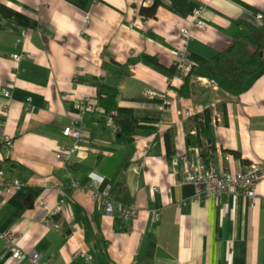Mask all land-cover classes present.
<instances>
[{
    "label": "crops",
    "instance_id": "obj_1",
    "mask_svg": "<svg viewBox=\"0 0 264 264\" xmlns=\"http://www.w3.org/2000/svg\"><path fill=\"white\" fill-rule=\"evenodd\" d=\"M156 1L146 15L143 0H0V132L11 138L0 147V170L21 183L0 195V232L36 249L44 264H264V179L254 203L233 193L195 199L171 161L181 164L186 150L204 162L201 148L186 142L188 131L196 135L187 118L214 105L221 120L210 122L211 150L202 138L209 162L219 170L264 164V47L261 68L239 95L189 74L183 96L190 70L174 67L178 46L200 69L244 37L263 46L264 0ZM195 9L205 26L185 40L180 29ZM101 86L143 123L133 140L120 141L104 116ZM149 89L166 92L169 103L161 109V100L145 97ZM85 100L95 108L81 110ZM73 123L83 125L84 141L59 159V147L73 144L62 128ZM104 192L137 217L107 215ZM0 264L30 262L12 259L0 238Z\"/></svg>",
    "mask_w": 264,
    "mask_h": 264
},
{
    "label": "built area",
    "instance_id": "obj_2",
    "mask_svg": "<svg viewBox=\"0 0 264 264\" xmlns=\"http://www.w3.org/2000/svg\"><path fill=\"white\" fill-rule=\"evenodd\" d=\"M155 0H143L144 4L151 5ZM258 18H262V14L257 15ZM86 21L88 18L85 19ZM205 22L200 14V9H195L192 14V19L188 27H183L180 29L181 35L186 40L190 37L191 29L193 28H203ZM187 51L184 46L176 47V56L177 59L174 62V67L177 69H186L188 72L191 69V66L187 62ZM13 57L17 59L19 56L14 54ZM212 84H214L212 82ZM7 93L6 90H4ZM145 97L148 99L161 100L160 108L165 107L169 101L166 99V92L158 89H149L145 91ZM79 108L83 111L94 109V104L90 100H85L81 102ZM196 110L202 112L204 108L202 106H197ZM108 122L112 124L111 118L108 117ZM221 117L217 112L214 105L211 106L210 113V122L216 125L220 122ZM0 123V131H1ZM113 125V124H112ZM114 126V125H113ZM116 130V127L114 126ZM62 134L67 137H71L73 140L72 146L59 147L56 157L63 159V156L73 154L77 149L79 143L84 141L86 131L82 124H70L65 125L62 128ZM206 147L211 145L209 142L204 141ZM9 148L11 146V138L8 135L0 132V147ZM198 148L195 150L197 151ZM199 153H196V158L190 157L187 154L186 150H183L182 163H179L177 157H172L171 161L173 165L179 167L182 170V178L180 182L191 183L194 187L193 197L195 199H204L209 196L220 197L223 194H244L246 195L252 203L255 201V186L256 184L264 179V164L260 162H252L247 165L244 169L241 170H219L217 169L212 162L204 163L201 159H198ZM96 181L91 182V187H95ZM72 185L76 186L77 183L72 182ZM21 188V183L17 178H7L3 171L0 170V195L10 194L15 190ZM62 202V200H59ZM99 203L103 206L104 212L107 215H114L117 211V215L124 220H134L138 211L134 206L115 207L114 203L107 194L104 192L99 198ZM37 205L44 207L45 203L43 200H39ZM60 206V205H59ZM59 206L56 210L59 209ZM55 210V211H56ZM160 212L155 209L153 213V219L157 221L159 219ZM74 226V225H73ZM0 238L5 240V247L7 251L10 252V257L15 261L21 262L24 259H27L30 264H44L41 261V254L34 248L28 250L22 249L15 238L13 233L9 231L0 232ZM79 255L83 256L85 260L90 259V255L87 253L79 252Z\"/></svg>",
    "mask_w": 264,
    "mask_h": 264
},
{
    "label": "trees",
    "instance_id": "obj_3",
    "mask_svg": "<svg viewBox=\"0 0 264 264\" xmlns=\"http://www.w3.org/2000/svg\"><path fill=\"white\" fill-rule=\"evenodd\" d=\"M157 6L155 0L147 7H141L140 11L146 15H154ZM263 46L255 43L249 36L240 39L227 47L225 50L216 54L210 67L191 68L185 76L184 82L180 87V94L188 95L189 74L203 75L216 83L224 92L232 95H239L246 88L247 80L253 76L262 66L263 59L261 52ZM151 61L157 62L154 58ZM170 73L175 68L168 70ZM117 91L110 87L101 86L98 94V105L103 109L106 118L110 117L112 124L116 127L118 139L123 142L131 141L135 137L137 129L143 126L130 109L122 108L117 105ZM211 106L204 107L202 112L191 114L187 118V123L195 127L196 135L189 131L186 135L188 145L199 146L201 148V157L205 163L211 159L210 152L212 145L203 149L202 138L204 137L210 144L213 141V131L210 125Z\"/></svg>",
    "mask_w": 264,
    "mask_h": 264
}]
</instances>
